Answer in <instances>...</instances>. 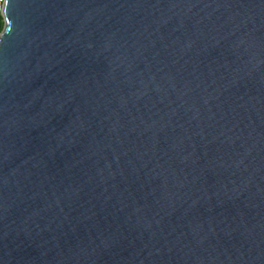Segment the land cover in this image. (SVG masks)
<instances>
[{
	"label": "water",
	"instance_id": "water-1",
	"mask_svg": "<svg viewBox=\"0 0 264 264\" xmlns=\"http://www.w3.org/2000/svg\"><path fill=\"white\" fill-rule=\"evenodd\" d=\"M0 264H264V0H5Z\"/></svg>",
	"mask_w": 264,
	"mask_h": 264
},
{
	"label": "built area",
	"instance_id": "built-area-1",
	"mask_svg": "<svg viewBox=\"0 0 264 264\" xmlns=\"http://www.w3.org/2000/svg\"><path fill=\"white\" fill-rule=\"evenodd\" d=\"M5 0H0V15L2 13L3 7H4Z\"/></svg>",
	"mask_w": 264,
	"mask_h": 264
},
{
	"label": "trees",
	"instance_id": "trees-1",
	"mask_svg": "<svg viewBox=\"0 0 264 264\" xmlns=\"http://www.w3.org/2000/svg\"><path fill=\"white\" fill-rule=\"evenodd\" d=\"M1 15H0V31H1V29H2V27H3V22H2V20H1Z\"/></svg>",
	"mask_w": 264,
	"mask_h": 264
},
{
	"label": "rangeland",
	"instance_id": "rangeland-1",
	"mask_svg": "<svg viewBox=\"0 0 264 264\" xmlns=\"http://www.w3.org/2000/svg\"><path fill=\"white\" fill-rule=\"evenodd\" d=\"M1 20H2V22H3V19H2V17H1Z\"/></svg>",
	"mask_w": 264,
	"mask_h": 264
}]
</instances>
